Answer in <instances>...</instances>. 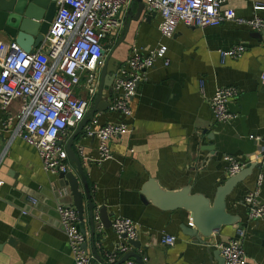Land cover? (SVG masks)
<instances>
[{
    "label": "crops",
    "instance_id": "1",
    "mask_svg": "<svg viewBox=\"0 0 264 264\" xmlns=\"http://www.w3.org/2000/svg\"><path fill=\"white\" fill-rule=\"evenodd\" d=\"M255 5L264 6V0H224L222 9L230 7L245 18L264 16V8L255 9ZM135 8L136 3L132 10ZM152 13L145 6L139 19L130 22L118 45L122 25L104 40L113 48L111 56L119 65L133 47L143 53L159 45L166 48L168 64L157 59L137 84L136 93L129 100L131 116L108 109L111 86L102 92V109L96 110L92 118L99 125L125 124L127 131L110 140L111 157L106 160L100 159L96 138L85 135L92 118L83 123L71 145L95 204L91 233L84 196L85 242L91 263L96 262L95 254L107 262V254L127 243L111 224L103 226L99 220L98 208L105 206L111 222L122 216L138 228L135 240L139 246L129 242L126 252H117L115 262L133 252L140 256L142 264H224L213 256L217 250L214 244L240 237L247 264H264V215L259 220L249 219L243 203L261 175L259 200L264 205V140L248 138L249 134L264 136V85L260 80L264 72V41L253 38L248 27L231 21L205 27L180 23L175 33L166 38L158 28L159 15ZM11 41L15 40L0 29V56ZM240 43L246 47L240 57L221 58L220 50ZM223 86H234L238 91L227 105L234 117L216 121L209 98ZM77 92L84 96L81 87ZM19 107L20 101L15 99L6 110L0 108V264H74L59 221V206L52 195L59 174L45 171L36 149L13 136L16 120L11 117ZM77 125L62 136L60 144L65 149ZM225 155L234 157L244 167L256 163L225 198L227 212L238 219L235 224L223 226L202 242L195 241L180 228L182 224L190 225L188 212L162 210L143 201L140 189L149 178L157 179L168 189L190 185L191 192L212 198L229 176ZM67 161L83 191L75 164L69 158ZM163 234L176 236L175 243L163 244ZM127 260L137 264L134 257L121 262Z\"/></svg>",
    "mask_w": 264,
    "mask_h": 264
},
{
    "label": "built area",
    "instance_id": "2",
    "mask_svg": "<svg viewBox=\"0 0 264 264\" xmlns=\"http://www.w3.org/2000/svg\"><path fill=\"white\" fill-rule=\"evenodd\" d=\"M130 0H56V11L48 30L32 52L11 41L5 54L0 56V108L6 110L10 103L18 99L20 107L14 115L16 120L13 136L33 146L45 171L52 174L70 170L66 149L59 143L68 128L76 126L84 117L92 103L99 84V69L104 64L102 52L104 40L112 30L121 27L120 11ZM148 11L159 15V31L169 38L178 24L205 27L231 21L252 31L264 30V16L254 14L249 18L238 16L230 8H223L224 0H143ZM255 9L264 6L255 5ZM246 47L236 44L220 50L225 58L240 57ZM166 48L159 45L143 53L133 47L124 63L114 73L111 84L112 100L108 109L131 116L129 100L135 95L137 84L144 72L157 59H163ZM45 54V57L44 55ZM261 84L264 85V72ZM82 88L81 96L77 89ZM238 94L234 86L218 87L209 98V105L216 121H227L234 117L227 105ZM10 120V118H9ZM127 131L125 124L106 123L99 125L92 118L85 127V135L96 138L97 150L101 160L111 157L109 142ZM255 141L264 136L249 134ZM229 176L237 173L244 164L234 157L225 155ZM262 182L258 175L254 189L243 200L247 216L259 220L264 215V205L259 200V187ZM59 221L68 240L74 264H90L92 256L82 248L85 242L78 228V216L73 207L57 208ZM98 220V216H96ZM190 223V221H189ZM191 225V223H190ZM111 228L118 236L126 238L127 243L118 245L113 253L106 256L107 262L115 263L117 252L129 249V241L135 240L138 228L131 219L116 216ZM241 235V232L239 233ZM176 236L163 234L161 242L173 245ZM219 250L224 264H247L246 253L240 237L214 244ZM119 264H136L127 260Z\"/></svg>",
    "mask_w": 264,
    "mask_h": 264
},
{
    "label": "water",
    "instance_id": "3",
    "mask_svg": "<svg viewBox=\"0 0 264 264\" xmlns=\"http://www.w3.org/2000/svg\"><path fill=\"white\" fill-rule=\"evenodd\" d=\"M136 3L135 10H132ZM145 7L141 0H130L127 9L124 11V22L121 32L117 38L116 45L122 42L128 31L131 21H137ZM56 11V0H0V29L17 42L22 49L32 52L42 42L50 22ZM119 13V15H120ZM153 12L151 15H153ZM251 36L259 41H264V30L252 31ZM113 48L110 49L108 44L103 45L102 52L105 54L104 64L99 69V84L96 95L86 111L83 119L78 123L77 129L66 144V151L70 161L75 164L77 172L83 184V191L79 189V180L71 172L66 171L59 173V183L54 185L53 196L56 198V204L62 207H74L78 216L79 231L85 235L84 228V207L83 198L87 199V218L91 226V233L94 230L95 223V204L90 199L89 189L80 160L72 148V141L75 136L81 132L83 123L93 117L98 109H102V92L108 89L114 79V73L119 66L111 56ZM106 103V102H105ZM107 106V104H106ZM60 143V142H59ZM256 163L246 164L237 173L230 175L220 184L212 198L202 193L191 192V186L186 185L177 189H168L162 186L155 178H149L141 186L140 194L143 201L149 202L162 210L181 209L189 213L191 225L182 224V232L193 238L195 241L202 242L205 238L212 236L214 232L219 231L223 226L233 225L238 220L226 210L225 198L231 193L233 188L251 173V169ZM99 220L103 226H109L111 221L106 212V207L98 208ZM134 246H139L138 241H129ZM86 250V242L82 244ZM213 256L220 263H224L219 250L213 252ZM134 257L137 264H142L138 254L128 252L122 260ZM96 262L91 264H110L95 254ZM220 258V259H218ZM115 262L114 264L121 263Z\"/></svg>",
    "mask_w": 264,
    "mask_h": 264
},
{
    "label": "rangeland",
    "instance_id": "4",
    "mask_svg": "<svg viewBox=\"0 0 264 264\" xmlns=\"http://www.w3.org/2000/svg\"><path fill=\"white\" fill-rule=\"evenodd\" d=\"M84 95H85V93H84Z\"/></svg>",
    "mask_w": 264,
    "mask_h": 264
}]
</instances>
